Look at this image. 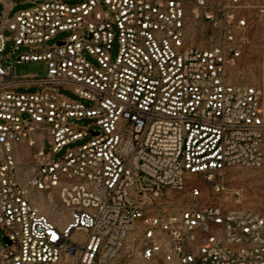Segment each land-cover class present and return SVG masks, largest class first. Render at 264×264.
<instances>
[{"label":"built area","instance_id":"built-area-1","mask_svg":"<svg viewBox=\"0 0 264 264\" xmlns=\"http://www.w3.org/2000/svg\"><path fill=\"white\" fill-rule=\"evenodd\" d=\"M188 1L211 47L191 43ZM227 1L0 0V264H113L125 248L154 264H264V214L225 183L264 166L263 91L230 81L247 21ZM17 3L32 7L10 16ZM10 39L26 50L7 64ZM24 62L48 72L18 76Z\"/></svg>","mask_w":264,"mask_h":264},{"label":"rangeland","instance_id":"rangeland-1","mask_svg":"<svg viewBox=\"0 0 264 264\" xmlns=\"http://www.w3.org/2000/svg\"><path fill=\"white\" fill-rule=\"evenodd\" d=\"M209 7L213 8L218 12L224 5H228L227 0H206ZM188 21L191 23L190 29V41L192 44L201 47L208 48L215 44L217 38V31L211 29V25L203 19L202 8H199L200 19L197 21L198 24L195 25V17L193 11L197 8L195 1H188ZM32 7L31 3H17L10 13L13 16L15 13L26 10ZM264 7V0H241L236 9L238 16L247 21V27L239 34L244 40L243 50L241 57L236 61L235 65L231 68L229 78L232 83L242 84V85H253L262 89L263 91V108H264V16L261 14V8ZM4 7L0 5V15L3 14ZM221 20V15L218 16ZM7 37L10 36L9 32H6ZM69 34L62 33L56 38L50 41V45L58 43L62 39H65ZM14 48L13 40H8L6 44V49L4 52L5 56H10L7 60V64H10L14 59H16L21 53L26 49L20 48L15 50L12 54ZM117 46L113 50V56L117 55ZM16 74L18 76L28 75V74H38L40 76H45L48 72V66L45 62H28L15 64ZM31 92L35 89L30 90ZM19 92H27L25 89H20ZM66 96L70 98H75L69 92H63ZM86 105L90 106V103L86 102ZM85 125L91 123L90 120H84ZM95 129V127H92ZM83 143V142H80ZM70 147H74L71 145ZM264 149V146H263ZM45 150L47 153L51 151V146L48 141L45 142ZM66 149L56 155V159L64 155ZM225 183L227 188L232 194L235 190H241L242 192V207L264 214V166L260 169H233L230 170L225 176ZM188 193V190H187ZM187 193L182 194L187 196ZM181 195V196H182ZM184 198V197H183ZM186 198V197H185ZM225 197H220L221 202L226 201ZM230 200V199H229ZM227 200V202L229 201ZM184 205V204H183ZM41 210L48 214L51 219L60 225H64L68 222L69 216L68 212H63L62 206L59 207H49L45 202L39 203ZM60 209V210H59ZM63 212L62 216L58 213ZM0 244H6L4 233L0 228ZM113 264H154L151 262H145L139 256H130L128 248H125ZM159 264H169L160 262Z\"/></svg>","mask_w":264,"mask_h":264},{"label":"water","instance_id":"water-1","mask_svg":"<svg viewBox=\"0 0 264 264\" xmlns=\"http://www.w3.org/2000/svg\"><path fill=\"white\" fill-rule=\"evenodd\" d=\"M5 241H6L7 243H9V241H8L7 239H6Z\"/></svg>","mask_w":264,"mask_h":264}]
</instances>
